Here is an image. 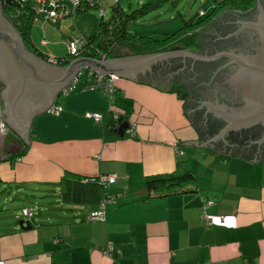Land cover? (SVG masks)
<instances>
[{
    "label": "crops",
    "instance_id": "1",
    "mask_svg": "<svg viewBox=\"0 0 264 264\" xmlns=\"http://www.w3.org/2000/svg\"><path fill=\"white\" fill-rule=\"evenodd\" d=\"M60 27L59 20H40L30 31L32 44L46 58H56L52 45L66 49L80 33ZM88 70L76 77L68 94L60 91L34 115L28 144L3 120L0 103V119L9 129L0 143V190L14 185L23 200V195L41 192L39 187L58 189L56 206L31 214L23 227L17 214L1 221L0 264H264V162L182 145L199 140L188 121L185 102L190 95L184 85L165 92L118 76L109 101L101 90L89 88L93 79ZM5 87L0 81V95ZM52 105L61 111L48 113ZM91 112L101 120L89 118ZM111 112L128 123L123 137L104 132ZM20 151L25 152L14 158ZM177 168L193 173V191L145 199L140 191L147 177ZM65 173L115 175L106 190L117 195V202L107 205L104 221L88 218L100 203L96 198H60L58 183ZM203 198L211 201L205 207L214 222L209 227L202 216Z\"/></svg>",
    "mask_w": 264,
    "mask_h": 264
},
{
    "label": "water",
    "instance_id": "2",
    "mask_svg": "<svg viewBox=\"0 0 264 264\" xmlns=\"http://www.w3.org/2000/svg\"><path fill=\"white\" fill-rule=\"evenodd\" d=\"M247 11L255 13L258 18L264 17V0H256L255 7ZM245 12L221 13L226 14L224 23L232 27L231 30L239 23L256 24L254 27L263 36L259 38L253 55L233 49L217 53L228 56L232 63L237 61L240 65L232 79L237 82L241 100L234 102L219 95L208 99L194 96L190 99L189 96L185 109L188 121L198 132L199 140L182 145L205 146L221 155L264 162V24L254 20L244 21L242 17ZM193 53L189 50H174L112 59L80 57L64 67L55 66L26 49L12 21L2 14L0 5V81L6 86L0 95V103L3 104L1 115L28 144V129L34 115L45 110L53 97L59 96L71 77H74L72 80L76 79L83 69L113 74L161 91L174 92L177 91V83H184L177 73L174 76L177 79H167L168 69L171 67L172 72L184 71L179 62L182 56L194 57ZM164 68L165 72L162 71ZM126 129L128 123L123 122L116 132L122 136ZM19 224L23 227L24 222L20 221Z\"/></svg>",
    "mask_w": 264,
    "mask_h": 264
},
{
    "label": "trees",
    "instance_id": "3",
    "mask_svg": "<svg viewBox=\"0 0 264 264\" xmlns=\"http://www.w3.org/2000/svg\"><path fill=\"white\" fill-rule=\"evenodd\" d=\"M0 1L2 13L11 21H13V18L18 19L13 23L27 50L36 56L46 58L45 55L35 48L30 38L33 22L36 20L33 0H28L21 5L13 1ZM120 1L121 0H78V4L75 7L72 6V14H79L91 8L99 9L103 7L104 15L100 14L93 23L92 28H90L86 34H76L80 41L78 55L69 57L66 53L61 57H56L58 61H63L59 62V65L60 63L61 65H66L71 60L80 57L91 59H102L104 57L109 59L121 58L122 56L150 55L180 49L196 51L200 47V42L198 40L199 32L205 28L215 16L226 9L244 12L251 9L255 3V0H214V5L210 12L199 21L185 24L182 28L166 38L154 39L146 36L138 37L131 34L129 32V25L131 22L142 18L146 13L159 8L167 0H147L146 2H142L140 6L130 10L124 9ZM106 8L110 11L108 16L105 15ZM67 15H69L68 12L64 16ZM43 18V16H38L37 19L46 21L52 20ZM60 18L52 21L56 23ZM17 21L18 23H16ZM120 48L126 49L127 51L125 53L117 52ZM110 115L112 119L104 132L107 136L116 138L115 135H110V132H116L118 126L125 121H123L121 117L119 120L113 119L112 112ZM24 152L25 151H20L13 157L18 158L22 156ZM98 178L99 177L79 178L65 173L58 183L60 187V198H67L71 201H79L86 198H96L98 201L103 198L107 200L114 198L116 200L117 195L108 192L106 190V185H102L98 181ZM194 180L195 177L191 171L184 168H177L171 173L147 177L143 190L140 192L143 193L145 199L156 195L162 196L171 193L190 192L194 190L191 186ZM1 182L0 180V183Z\"/></svg>",
    "mask_w": 264,
    "mask_h": 264
},
{
    "label": "rangeland",
    "instance_id": "4",
    "mask_svg": "<svg viewBox=\"0 0 264 264\" xmlns=\"http://www.w3.org/2000/svg\"><path fill=\"white\" fill-rule=\"evenodd\" d=\"M27 1L28 0L25 2ZM146 1L147 0H121L120 3L124 9L130 10L140 6L142 2ZM213 5L214 0H167L159 8L146 13L140 19L131 22L129 25V32L138 37L146 36L154 39H163L175 33L185 24H191L202 19L210 12ZM66 7L67 10L68 7L70 9L68 12L69 15L61 17L59 22L61 23L60 28H66L68 34H72L73 29L78 30L80 33H87L101 14L97 8H91L79 14H72L73 7L71 4L67 3ZM109 14L110 11L106 8L105 15L108 16ZM15 20L16 19L13 18L12 23ZM36 21L33 22L31 31ZM38 33H40V31H38ZM200 33L201 31L199 34ZM42 35L44 34L39 35V37L43 38ZM44 37L47 38L46 35ZM45 42V39L41 40L42 45H44ZM52 49L54 51L52 54L55 57L62 56L66 53L65 47L60 43L52 45ZM126 51L127 50L123 48L117 50V52L121 53H125ZM10 186L12 187H6L3 190H0V204H2L1 206L4 208L3 211H0V215H4L0 217V225H3L4 222H7L15 214L19 216L18 220L23 222L29 221L31 216H23L21 214L23 206H27L25 208H30L32 210V215L40 210L46 211L56 206L55 201L58 200V198L55 196L54 191H57L58 189L48 186L39 187L40 190H42L41 192L32 191L31 196L23 195V200H20L21 192L19 194V190L15 189L14 185ZM106 186L109 187L108 184H106ZM2 220L4 222H1Z\"/></svg>",
    "mask_w": 264,
    "mask_h": 264
},
{
    "label": "flooded vegetation",
    "instance_id": "5",
    "mask_svg": "<svg viewBox=\"0 0 264 264\" xmlns=\"http://www.w3.org/2000/svg\"><path fill=\"white\" fill-rule=\"evenodd\" d=\"M225 19L226 14L220 13L202 29L203 31L201 30L200 47L193 51L194 57L182 56L179 62L184 71L172 72L171 67L168 69L169 76L166 78H176L174 76L177 73L186 91L189 92L190 99L193 96L208 99L219 95L234 102L241 100L237 82L232 79L240 65L237 61L232 63V59L228 56L217 53L233 49L236 52L253 55L259 38L263 35L254 27L256 24L239 23L235 29L231 30L232 27L224 23ZM242 19L264 24V17L258 18L251 11H246ZM162 71L165 72L166 68Z\"/></svg>",
    "mask_w": 264,
    "mask_h": 264
},
{
    "label": "built area",
    "instance_id": "6",
    "mask_svg": "<svg viewBox=\"0 0 264 264\" xmlns=\"http://www.w3.org/2000/svg\"><path fill=\"white\" fill-rule=\"evenodd\" d=\"M4 1H10V2L13 1L21 5L26 0H4ZM67 3H70L71 6L75 7L78 4V0H34L33 9L35 12V19L38 20L37 19L38 16H43L44 17L43 19H52L55 21L56 19L63 17L64 15L67 14V8L65 6ZM99 11L101 15H104L103 7H100ZM16 23H18V21ZM79 45H80V41H79L78 36L71 39L66 44L67 56L69 57L77 56ZM46 60L48 63L53 64V65H58L59 62H63L62 60L58 61L56 58H53V57H47ZM88 72H89V76H91L93 79V84L89 88L101 90L103 94L109 99V101H111L116 94L115 81L117 80L118 76H115L113 74L100 73L93 69H89ZM80 74L81 73H79L78 75ZM76 79L72 80L70 83H68L65 87L62 88L61 90L62 95L68 94L73 89ZM61 109H62L61 106L52 105L50 108L47 109V112L52 113V114H58L61 111ZM87 116L89 118H92L96 122H99L101 120V115L99 113L91 112V113H87ZM119 118H120V115L117 112H114L113 119L119 120ZM8 132H9V129L7 125L0 119V143L4 141ZM128 132H129V129H126L125 133H128ZM175 150L177 152L178 148L176 147ZM115 179H116L115 175H102V176H99L98 181L102 185H106V184L110 185L115 182ZM115 201L116 200L114 198L108 199V200L103 198L102 200H100V203L97 209H94L89 213L88 215L89 220L104 221L107 205L109 203H115ZM202 203L203 205L201 209H202V216L204 218L205 224L208 227L212 226L214 222L211 216L207 212H205L206 204L208 203L210 204L211 201H207L206 199L203 198ZM21 212L24 216H30L32 214V210L30 208H23L21 209ZM219 219H223V216L220 215ZM107 251L112 252L113 249L109 248Z\"/></svg>",
    "mask_w": 264,
    "mask_h": 264
},
{
    "label": "bare ground",
    "instance_id": "7",
    "mask_svg": "<svg viewBox=\"0 0 264 264\" xmlns=\"http://www.w3.org/2000/svg\"><path fill=\"white\" fill-rule=\"evenodd\" d=\"M13 18V17H12ZM16 20H18L17 18H16Z\"/></svg>",
    "mask_w": 264,
    "mask_h": 264
}]
</instances>
